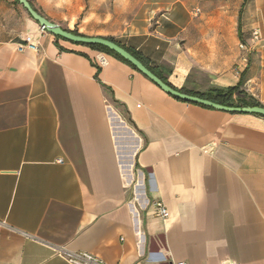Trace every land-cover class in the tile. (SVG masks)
I'll use <instances>...</instances> for the list:
<instances>
[{
    "label": "crops",
    "instance_id": "crops-1",
    "mask_svg": "<svg viewBox=\"0 0 264 264\" xmlns=\"http://www.w3.org/2000/svg\"><path fill=\"white\" fill-rule=\"evenodd\" d=\"M28 1L177 90L238 87L233 106L264 107V0H135L132 18L129 0H90L88 13L83 0ZM26 37L35 49H18ZM61 249L104 264H264V117L175 99L0 0V264H69Z\"/></svg>",
    "mask_w": 264,
    "mask_h": 264
},
{
    "label": "water",
    "instance_id": "water-1",
    "mask_svg": "<svg viewBox=\"0 0 264 264\" xmlns=\"http://www.w3.org/2000/svg\"><path fill=\"white\" fill-rule=\"evenodd\" d=\"M15 1H17L18 4L22 6V8L26 11V13L30 16V18L34 20L44 31L73 43L97 44L109 49L110 51L114 52L122 59H124L126 62H128L136 71L144 75L147 79H149L156 86H158L163 92L172 96L175 99L189 103H194L197 105H201L213 109L258 114L264 117V107L262 106H224L219 103L213 102L209 99L177 90L171 87L170 85L166 84L164 81H162L157 75H155L150 69H148L140 60H138L130 52H128L122 46L118 45L116 42L99 36L73 34L70 30H65L61 28L56 23L51 22L50 20L42 16L40 13H38L32 7V5L28 0H15Z\"/></svg>",
    "mask_w": 264,
    "mask_h": 264
},
{
    "label": "built area",
    "instance_id": "built-area-1",
    "mask_svg": "<svg viewBox=\"0 0 264 264\" xmlns=\"http://www.w3.org/2000/svg\"><path fill=\"white\" fill-rule=\"evenodd\" d=\"M43 30V29H42ZM251 36L254 40H257L260 36L259 28H255L251 32ZM37 44L33 43L29 37H26L23 42L18 44V49L22 50L24 48H32L35 49ZM240 47L244 50V55L242 56L243 61H247V55L250 51V47L244 44H241ZM99 63L101 65L105 64V58L100 56ZM148 206L151 208L152 214L156 216H160L162 218H166L168 216V210L164 203L161 200H153ZM58 255L64 259L69 264H104L99 258L84 251L73 252L69 250L61 249L58 251ZM175 264H186V262L181 261ZM220 264H241L237 261L232 260H224Z\"/></svg>",
    "mask_w": 264,
    "mask_h": 264
},
{
    "label": "trees",
    "instance_id": "trees-1",
    "mask_svg": "<svg viewBox=\"0 0 264 264\" xmlns=\"http://www.w3.org/2000/svg\"><path fill=\"white\" fill-rule=\"evenodd\" d=\"M12 2L14 4H18L17 1L15 0H12ZM66 30V29H65ZM73 34H80L78 33L76 30H70ZM56 39H62L60 37H57L55 36ZM64 40V39H62ZM109 40H112V39H109ZM67 41V40H65ZM113 41V40H112ZM70 42V41H69ZM115 42V41H114ZM73 43V42H71ZM117 43V42H116ZM74 44H77V43H74ZM118 45H120L119 43H117ZM81 45H84V46H87L91 49H95V50H98V51H101V52H105V53H108L114 57H116L117 59L121 60L122 62L128 64L130 67H132L128 62H126L124 59H122L120 56H118L117 54H115L114 52L110 51L109 49L103 47V46H100V45H97V44H81ZM122 46V45H120ZM123 48H125L124 46H122ZM128 52H130L134 57H136L138 60H140L148 69H150L142 60L141 58L136 54L134 53L133 51H131L130 49H127L125 48ZM133 68V67H132ZM134 69V68H133ZM135 70V69H134ZM151 70V69H150ZM152 71V70H151ZM153 72V71H152ZM154 73V72H153ZM155 74V73H154ZM156 75V74H155ZM158 76V75H157ZM162 81H164L166 84H168L162 77L158 76ZM238 90V87H232V88H227L226 90H213V93L212 94H209L207 97H202V98H206V99H209L213 102H216V103H219L221 105H224V106H233L234 103L232 102V95ZM182 92H185L183 90H180ZM186 93V92H185ZM194 95V94H192ZM243 105H254V106H261L259 102L257 101H254V100H251V101H246L244 100L242 102ZM205 107V106H203Z\"/></svg>",
    "mask_w": 264,
    "mask_h": 264
},
{
    "label": "rangeland",
    "instance_id": "rangeland-1",
    "mask_svg": "<svg viewBox=\"0 0 264 264\" xmlns=\"http://www.w3.org/2000/svg\"><path fill=\"white\" fill-rule=\"evenodd\" d=\"M84 5H85V12H90V0H83ZM124 4V3H123ZM111 5L114 6V8H116L115 6L120 5V2H118V0H112ZM128 7H129V17L132 18L134 17V13L136 12V7L137 4L135 2V0H129L128 2ZM75 30V29H73ZM84 35V34H82Z\"/></svg>",
    "mask_w": 264,
    "mask_h": 264
}]
</instances>
